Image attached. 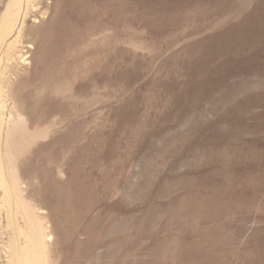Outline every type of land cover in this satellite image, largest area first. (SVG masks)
<instances>
[{"label":"rangeland","instance_id":"374dc122","mask_svg":"<svg viewBox=\"0 0 264 264\" xmlns=\"http://www.w3.org/2000/svg\"><path fill=\"white\" fill-rule=\"evenodd\" d=\"M30 10L0 264H23L37 218L42 264H264V0Z\"/></svg>","mask_w":264,"mask_h":264},{"label":"bare ground","instance_id":"6f19581e","mask_svg":"<svg viewBox=\"0 0 264 264\" xmlns=\"http://www.w3.org/2000/svg\"><path fill=\"white\" fill-rule=\"evenodd\" d=\"M34 0H9L0 13V146L4 135L10 136L13 128L15 100L10 88L20 82V77L32 64V53L37 49V41L28 33L27 18L36 19L39 10L32 11ZM33 17V18H32ZM0 188L10 196L12 191L0 163ZM43 212V211H42ZM53 240L46 232L43 222L37 218L33 224V234L28 235L23 247V264H42L44 248Z\"/></svg>","mask_w":264,"mask_h":264}]
</instances>
